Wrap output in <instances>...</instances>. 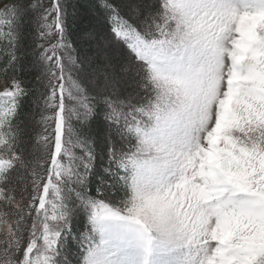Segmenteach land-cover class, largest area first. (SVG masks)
<instances>
[{
  "label": "snow or ice",
  "instance_id": "1",
  "mask_svg": "<svg viewBox=\"0 0 264 264\" xmlns=\"http://www.w3.org/2000/svg\"><path fill=\"white\" fill-rule=\"evenodd\" d=\"M95 3L0 0V264H67L70 181L76 264H264V0Z\"/></svg>",
  "mask_w": 264,
  "mask_h": 264
},
{
  "label": "trees",
  "instance_id": "2",
  "mask_svg": "<svg viewBox=\"0 0 264 264\" xmlns=\"http://www.w3.org/2000/svg\"><path fill=\"white\" fill-rule=\"evenodd\" d=\"M112 2L119 3L120 0H112ZM65 12V23L69 28L70 32H75L80 26L79 22L76 19V10L78 5H83L92 10L91 12V23L99 28L102 32H108L110 29V23L106 19V11L101 9L96 5L95 0H61ZM27 23V21H26ZM33 46V38L31 32H27L24 40L22 41L21 52L18 53L24 59V62L27 63L29 57L26 55L30 52ZM21 76L26 80H32L34 78V73H21ZM31 87V85H29ZM31 105L26 101L24 112L27 113L30 110ZM21 119H24V116H21ZM106 163V162H105ZM97 171L99 172L102 168V163L98 159L96 161ZM74 181L68 182V184L63 189V202L65 206L69 209L68 221L70 223L71 230L65 231L63 240L64 245L62 246V251L67 250L69 256L62 257L66 259L67 264H76V261L79 258L80 250V240L83 238L82 233L84 229V218L82 212H77L79 207L78 201H76ZM97 181L93 178L92 191L96 190Z\"/></svg>",
  "mask_w": 264,
  "mask_h": 264
},
{
  "label": "rangeland",
  "instance_id": "3",
  "mask_svg": "<svg viewBox=\"0 0 264 264\" xmlns=\"http://www.w3.org/2000/svg\"><path fill=\"white\" fill-rule=\"evenodd\" d=\"M164 264H168V261L167 260H164Z\"/></svg>",
  "mask_w": 264,
  "mask_h": 264
}]
</instances>
